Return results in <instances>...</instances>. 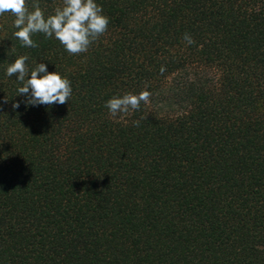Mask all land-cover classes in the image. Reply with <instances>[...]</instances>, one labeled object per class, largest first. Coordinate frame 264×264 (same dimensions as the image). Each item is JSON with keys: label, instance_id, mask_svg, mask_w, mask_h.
Here are the masks:
<instances>
[{"label": "trees", "instance_id": "trees-1", "mask_svg": "<svg viewBox=\"0 0 264 264\" xmlns=\"http://www.w3.org/2000/svg\"><path fill=\"white\" fill-rule=\"evenodd\" d=\"M96 2L108 31L80 55L0 15V264H264V0ZM20 55L69 102L25 106Z\"/></svg>", "mask_w": 264, "mask_h": 264}, {"label": "clouds", "instance_id": "clouds-1", "mask_svg": "<svg viewBox=\"0 0 264 264\" xmlns=\"http://www.w3.org/2000/svg\"><path fill=\"white\" fill-rule=\"evenodd\" d=\"M4 13L15 17L13 27L17 30L13 36L20 41L21 47L37 48L39 45L32 37L43 34L46 39L57 40L69 55L86 53L108 31L110 23V17L104 14L103 6L96 0H62L54 13L47 16L38 0H34L31 10L26 0H0V15ZM183 39L189 46L195 43L188 33ZM28 60L27 55H20L6 69V75L15 77L16 82L22 85L17 89V96L24 97L22 103L33 107L68 103L73 91L71 81L57 71L49 72L45 63H37L30 70ZM166 70L161 66L160 74ZM151 95V92L143 90L138 94L129 92L113 96L106 101L105 107L113 117L127 114L130 110L139 111L142 103H150ZM20 106L21 102L12 104L14 110ZM134 123L139 126V121Z\"/></svg>", "mask_w": 264, "mask_h": 264}]
</instances>
